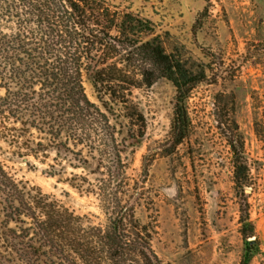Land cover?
Listing matches in <instances>:
<instances>
[{"label":"trees","instance_id":"obj_1","mask_svg":"<svg viewBox=\"0 0 264 264\" xmlns=\"http://www.w3.org/2000/svg\"><path fill=\"white\" fill-rule=\"evenodd\" d=\"M161 41L152 21L107 0H0V151L6 145L14 162L53 155L50 177L81 171L68 184L96 196L107 219L90 224L18 183L0 159V264H161L148 229L134 219L136 194L125 201L124 155L144 135L112 119L118 111L130 125L144 121L131 107L132 91L165 79L176 89L174 146L188 137L187 101L206 73L190 71ZM85 78L102 108L89 99ZM245 171L236 163L244 198Z\"/></svg>","mask_w":264,"mask_h":264},{"label":"rangeland","instance_id":"obj_2","mask_svg":"<svg viewBox=\"0 0 264 264\" xmlns=\"http://www.w3.org/2000/svg\"><path fill=\"white\" fill-rule=\"evenodd\" d=\"M107 1L152 21L166 52L207 77L189 96V135L178 146L171 134L176 89L165 79L133 89L131 107L144 121L130 125L113 114L122 123L118 129L133 126L144 135L124 155L125 201L136 194L135 221L148 229L161 264H243L250 243L249 264H264V0ZM85 89L102 108L87 78ZM1 146L0 159L18 183L105 225L98 198L67 182L81 171L50 177L53 155L14 162L11 149ZM236 163L246 169L245 198L235 182Z\"/></svg>","mask_w":264,"mask_h":264},{"label":"water","instance_id":"obj_3","mask_svg":"<svg viewBox=\"0 0 264 264\" xmlns=\"http://www.w3.org/2000/svg\"><path fill=\"white\" fill-rule=\"evenodd\" d=\"M22 161H23L24 163H27V162L29 161V159H28V158H23ZM154 264H158V263H157V262H154Z\"/></svg>","mask_w":264,"mask_h":264}]
</instances>
